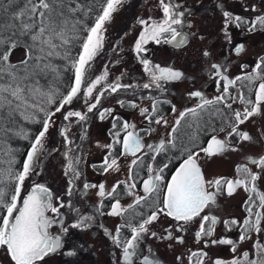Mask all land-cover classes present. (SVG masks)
Instances as JSON below:
<instances>
[{
	"label": "snow or ice",
	"instance_id": "obj_1",
	"mask_svg": "<svg viewBox=\"0 0 264 264\" xmlns=\"http://www.w3.org/2000/svg\"><path fill=\"white\" fill-rule=\"evenodd\" d=\"M121 4L122 0H103L100 11L95 14L94 21L89 25L82 17L91 15L93 7L91 5L86 6L80 3L79 0H0V132L5 135L13 132V128L7 127V125H15L17 114L23 117L24 120L37 122L36 114L38 112L45 113V118L42 121L43 128L31 143V148L27 152L22 169L18 172L13 171L11 165L14 163V158H11L7 161L9 165L7 181L0 179V248H3L6 254L10 256L13 264H41L46 256L55 253L62 247L61 235L49 231L51 226L58 221L46 213L50 210L52 213L59 215V208L53 205L52 193L48 188L43 184H34L28 195L23 197L22 206L18 207L23 182L28 177L34 159L43 147L42 140L50 125L51 117L55 114L48 112L45 105L52 104L55 95L59 91V89L53 90L51 87L45 90V87L40 84V79L46 78L50 74L59 76L60 69L53 63L55 58L68 61L74 69V83L66 90V94L61 96L59 107L55 111H61L66 104H70L74 98H77L81 92L86 69L102 45L104 24L110 20L112 14ZM159 7L162 11L160 20H154L151 17L139 20V24L143 26V29L134 44V51L138 56L148 51L145 46L150 41L157 45L161 43L175 44L177 47L186 42L185 34L175 27L183 24L182 17L185 13L177 10L179 6L175 4L174 0H159ZM224 16L226 18V36L227 24L233 21L237 27L247 23L249 31L255 30L258 26L264 27V15H259L252 21H244L240 16L233 17L229 12H225ZM19 46L24 47L25 57L19 63H12L10 61L11 52ZM77 46H79L78 54L73 57L72 49ZM243 47V45H238L236 51ZM204 55H208V53L205 52ZM140 62L153 82L177 80L183 75L182 72L171 67H161L159 64L153 65L148 59H141ZM211 68L216 71L217 75H220L221 65L213 64ZM106 76L107 73L95 78L93 81H89L86 95L91 96L96 85L105 80ZM223 79L226 80L223 92L211 100L205 99L199 91L190 94L199 97L201 103L195 108H188L180 112L171 133H169L170 139L167 141L162 139L157 145H145L136 132L129 131L130 128H135L134 124L130 125L128 122L122 124V130L126 134L123 137V153L121 154H131L135 157L129 167V180L132 182H118L113 186L112 191L107 192L109 197L116 194V190L121 183H127L129 194H133V190L137 185L133 179L132 166H138L140 163V157L136 155L137 153L147 148L158 155L170 148H176V134L186 116L198 117L199 111L218 103H224L227 108L231 109V103H226L229 98V86L242 81L247 83L241 84V89L247 87L250 94L253 92V82L259 81V83L255 87L254 99L246 97L242 90L239 91L237 96L231 97L233 101L238 99L246 106L242 111L236 110L233 114L234 118H230L231 131L228 132V137L236 135L244 141L252 139L248 132L239 130V125L245 123L252 116L259 114L261 106L264 105V57L257 61L251 72H247L242 76L238 75L234 79L228 77H223ZM217 83L219 87V81ZM149 86V84L143 85L144 88ZM157 86L159 87V84ZM121 87L124 86L114 82L109 84L107 89L116 92ZM99 101L100 96H97L96 101L88 105V111L91 112ZM173 110L175 111V109ZM147 111V109H143L142 114ZM219 114L217 112L213 115ZM70 117H78L80 120L86 119V116L79 111H68L63 119L68 120ZM155 122L157 124L161 122L168 123L162 117ZM113 128H116L115 122ZM213 131L215 132V129ZM220 131H223V128ZM16 134H23L25 139L28 138L26 133L18 132ZM110 134L113 135L116 143H120L119 131ZM190 139L194 140L195 137ZM226 145V139H220L216 135H212L207 142V146L201 147L199 152L209 156L219 154L225 151ZM105 147L110 150L113 145L109 144ZM199 152L193 151L188 146L181 148L182 162L167 182L163 190V198L159 200L160 206L152 211L147 218L141 217L142 222L138 225L133 226L132 223L127 225L131 228L129 239L121 241L120 227H117L116 235L112 239L118 246H122L123 258L127 264H131L132 258L137 254L139 240L142 234L147 232L146 226L157 220L158 215L165 214L177 222H190L195 217L200 216L201 212L215 201L216 193L222 190L232 194L237 187L244 186L246 191L254 194L250 195L249 200L245 202L249 215L240 225L242 231L239 240L248 239L250 232L261 230L260 223L261 219L264 218V193L257 192L255 183L259 178V173L252 172L244 164L238 165L236 169L238 173L244 174L243 179L233 180L218 177L207 180L198 163ZM156 155L152 156L153 160H155ZM249 159L258 168L264 169V155L255 159L250 157ZM102 166L105 172L109 169L118 170L119 168L117 160L111 156V153L105 156ZM167 167L168 164H164L163 167L154 169L151 164L147 165L148 175L142 181L144 195H137L134 205L138 206L141 202L147 203L153 195L159 199L162 191L160 185L164 180L163 173ZM67 168L74 175L78 174L72 161L68 162ZM2 175L3 173L0 172V176ZM12 181L14 183H12L9 191V182ZM69 183L71 185L72 181L70 180ZM84 187H98V194L102 197L106 195L103 183L99 186L85 184ZM257 204L260 210L254 211L253 205ZM134 205H129L128 208L131 209ZM63 206V204L60 205V207ZM126 211L120 205V201L116 199L111 205L109 214L122 215ZM90 219V216L82 217L72 227H86V221ZM209 219L208 216L202 217L203 221ZM211 223H216L215 217H211ZM225 223L227 226L229 223L235 225L239 222L232 220ZM62 231L66 233L68 229L62 227ZM212 231L211 228L205 230V225L202 223L196 236L211 235ZM152 235L155 236L156 234L152 233ZM178 239L182 242V238ZM213 243L232 245V250L235 251L236 242L231 239H222L213 241ZM254 249L255 258L250 259L249 253L244 252L242 258H233L230 261L217 259L214 264H264V244L257 241L254 244ZM205 256L206 253L202 251L193 252L189 260L192 264H204ZM143 264H158V261L150 260L149 256L145 255L143 256Z\"/></svg>",
	"mask_w": 264,
	"mask_h": 264
},
{
	"label": "rangeland",
	"instance_id": "obj_2",
	"mask_svg": "<svg viewBox=\"0 0 264 264\" xmlns=\"http://www.w3.org/2000/svg\"><path fill=\"white\" fill-rule=\"evenodd\" d=\"M233 1L235 0H174L179 6L177 10L185 13L182 17L183 24L175 27L185 34L186 42L177 47L175 44L157 45L150 41L145 46L148 51L139 56L134 51L135 41L143 29L139 20L149 17L160 20L162 11L159 7V0H122V4L112 14L110 20L105 22L102 29V45L86 69L78 97L74 98L70 104H66L59 112H56L54 107L49 110L55 114L52 115L50 125L42 140L43 147L34 159L33 167L23 182L18 200V207H20L23 197L34 184H44L53 192L55 204L65 202L63 212L66 220L62 221L61 227L65 228L69 222L75 221L76 223L86 216L91 217L86 222L92 223L94 227L89 225L85 228H82L83 226L71 227L72 229L66 233L61 232L60 228L58 230L56 225L51 227L49 229L51 233L61 235L62 247L46 256L41 264H111L108 256L111 257L109 250L113 248L109 246L118 225L119 216L107 213L101 218L97 208L101 198L98 194V187H84L85 184L99 186L103 183L105 191L109 192L116 182L125 176L128 164L135 158L123 156L120 161H117L118 170L109 169L100 176L94 168L95 162L102 161L109 150L105 146L115 141L110 133L119 131L120 135L125 134L122 124L128 122L130 125H135L134 129L143 134L147 143L154 145L159 142V138L169 139V133L180 112L196 107L200 103L191 99L187 92L193 87L206 89V85H210L209 87L215 85L212 81L215 80L212 76L215 70L211 68V65L223 64L222 68L228 74V78L234 79L244 74L245 69L252 71L257 61L264 57V28L249 31V25L242 24L237 27L233 21L227 24L226 36L224 16L225 12H229L233 17L239 14L244 21L255 20L259 14L264 15V0ZM239 39L245 40L246 49L240 55H233L230 47ZM205 52L208 55H204ZM24 57L25 49L17 47L11 52L10 61H19ZM141 59H148L153 65H171L183 75L177 80L165 83L160 89H156L158 93L154 95L151 92L152 88L143 87L150 80V75L145 72L140 62ZM105 73H107L105 80L96 85L91 96L86 95L88 82ZM114 82L124 87L111 92L107 86ZM154 83L150 81L152 86ZM255 83L258 84L259 81H254L253 84ZM207 90L209 93L206 99L211 100L220 95L219 89L208 88ZM156 95L170 98L174 103L175 111L161 116L168 121L167 124L163 122L157 124L155 122L157 119L153 122L150 120L149 109ZM97 96H100V101L89 112L88 105L94 103ZM229 100H232L231 97ZM231 105L233 108H227L230 114L233 115L236 110L242 111L239 101L235 100ZM143 109L148 111L142 114ZM68 111H79L86 116V119L70 117L64 120L63 117ZM114 122L116 123L115 129L113 128ZM202 128L200 126V129ZM222 128L221 132L224 135L231 131L230 126L225 128L222 124ZM213 129L215 132L219 131L213 125L206 126L204 131L214 134ZM239 130L247 131L252 139L245 142L238 137L239 144L235 147V151H227L225 155L215 156L218 158L215 160L219 162L211 163L210 169L218 176L224 171L229 174L236 171V165L230 162L231 158L240 161L247 160L252 169L257 168L248 158V154L250 153L249 157L255 159L264 153V105L261 106L259 114L239 125ZM143 153L144 151L137 156ZM69 161H72L78 174L74 175L73 172L68 171ZM258 182L260 183V180ZM262 190L264 193L263 187ZM231 198L235 202L240 200L239 196ZM235 207L238 211L237 205ZM49 216H52L51 211ZM100 220L107 226L105 231L96 226ZM167 220L169 217L165 215L146 226L147 232L142 234L138 243L135 257L138 261L135 264H143L140 257L145 255L149 256L150 260L158 261V264H177L179 254L187 260L189 253L196 248L195 241H189L186 244L170 243V240L168 241L164 236ZM261 223L264 226V219ZM152 233L156 235L152 236ZM170 244H173V248ZM68 249L72 250L71 254L67 252ZM215 254L218 252L213 253ZM0 260H7V264H13L3 248H0ZM0 264L4 263L0 262Z\"/></svg>",
	"mask_w": 264,
	"mask_h": 264
},
{
	"label": "flooded vegetation",
	"instance_id": "obj_3",
	"mask_svg": "<svg viewBox=\"0 0 264 264\" xmlns=\"http://www.w3.org/2000/svg\"><path fill=\"white\" fill-rule=\"evenodd\" d=\"M238 1L239 0H235L233 2H238ZM259 15H262V14H259ZM237 16H240V15L238 14ZM244 24L248 25L247 23H244ZM260 28L263 29L264 27H259V26L257 27V29H259V30H260ZM238 45H243L244 47L242 49H240L239 51H236ZM230 49H231V53H233V55H240L246 49L245 40L244 39L237 40L235 42V44L231 45ZM214 64H219V63H214ZM219 65L223 66V64H219ZM161 67H172L174 70H176L171 65L164 64L163 66L161 65ZM225 69H227L226 66H225ZM245 71H246L245 73L251 72V70L249 71L246 69H245ZM242 75H240V76H242ZM212 76L215 79V80H212L215 82V85H213L211 87H209L210 85H206V89L201 88V87H193L191 90H189L187 92V95L191 99L197 100L201 103V99L199 97H194V96H191L190 94L194 91H199L203 94L204 98L206 99L208 96V93H209V90H207L208 88H211V90H213V88L219 89V92L221 94L223 92L224 84L226 83V80L223 79V77H228V74L225 73L224 68H222L220 75H217L216 71H213ZM150 81H152L151 76H150V80L147 81V84L150 85L148 88H152L151 92L154 95L158 93V91L156 89H160L162 85L170 82V81H157L152 86L150 84ZM218 81H219V87H218V83H217ZM246 83L247 82L242 81V82H238L236 85H230L229 86V97L237 96L239 91L242 90L246 97L254 99L255 87H257L258 84H256V83L253 84V92H252V94H250L247 87H244L241 89V84H246ZM157 84H159V87L157 86ZM237 101H239V100L237 99ZM161 102L164 103L165 105H168V103H170L171 109H172L171 111H173L174 103L171 101L170 98H166V97L161 96V95H156L155 99L153 100L152 107L149 109V113H150L149 117H150V120L152 122L155 121L156 119L160 118L161 116H163V115L165 116L171 112V111L170 112L160 111L159 108L161 106L160 105ZM226 103L232 104L233 101L229 100V98H228V101H226ZM239 104L241 105L242 110L246 106L244 104H241L240 101H239ZM223 105L225 106L224 103H218V104L210 105V106L206 107L203 111L198 110L199 111L198 117H193L191 115L186 116L185 120L182 121V125L179 126V129H183L186 131L188 130L189 132L176 134L177 147L176 148H170L167 151L161 152L164 159L160 165L155 164L157 157L160 155V153L158 155H156L155 153H153L151 150H149L147 148L142 149L141 152L144 151V153L141 156H138V157H140L139 165L138 166H132L133 167V173H134L133 179L137 185L136 188L133 190V194H129L128 189H127V183H121L119 185V187L117 188L116 194L114 196L109 197L107 195L106 191H105L106 195L103 197L101 196V198L97 204L98 214L100 215L101 218L104 215H106L107 213H110L111 205H112V203L115 202L116 199H118L120 201V205L121 206L124 205L123 208L127 210L122 215H118L119 216V222H118L117 227H120V239H121V241L130 238L131 228H129L127 226L129 223H132L133 226L138 225V223L142 222L141 217L147 218V216L150 215L152 211H154L158 206H160L159 200H162V198H163V190L165 189L167 182L171 179V176L175 172V169L182 162L181 148L183 146H188L193 151L199 152L201 147L207 146V142L211 138L212 135H216L220 139H226L227 145H226L225 151H223L222 153L209 156V155L204 154L203 152H199L198 163L200 165L201 171L207 180H212V179H215L218 177H224V178L233 179V180L237 179V178H241V179L244 178V174L238 173L237 170L234 173H230V174L225 173V171H224L222 175L218 176V174L216 172L214 173L210 169L211 163L216 161L215 164H217L219 162V160L218 161L215 160L217 158L215 156L225 155L227 151L230 152V151L236 150L235 147H237L238 146L237 144H239V138H238L239 136L233 135L232 137H228V132L226 135H224L221 131H216L214 134H209V133L200 134V133H197L194 131V128H195L194 125H200L201 126V124H208L207 120H202V119H208L209 120V118H210L213 120V118H214L217 122L219 121L217 124H223L225 126L227 124H230L231 123L230 118H234V117L232 114H230L229 112H226L224 110V108H227V107H224ZM193 108H195V107H193ZM231 108H233V106ZM209 112H210V114H209ZM217 112H219L220 114L219 115H213L214 113H217ZM225 112L227 113L226 115H225ZM221 115H223V117ZM120 119L122 121L121 117H120ZM228 127H226V128H228ZM129 131L136 132V134L141 137L142 143H144L145 145L151 144L150 142L147 143V139L139 131H136L135 129H132V128L129 129ZM125 134L120 135V137H119L120 143H116L115 141H112L113 147H112V149L108 150V152L104 155V157L102 158V161L100 160L98 162H95L96 165L94 168L100 174V176H102L105 173L102 165L104 163L105 156L109 155V153H111V156L113 158H115L117 161H120L123 156H125V157L126 156H132L131 154H124V155L121 154V153H123L122 141H123V137ZM192 137H195V139H194L195 141L190 139ZM158 140L160 141V140H162V138H159ZM163 140L167 141L168 139H163ZM249 141L250 140L245 141V142H249ZM158 143L159 142H157L154 145H157ZM139 153H137L136 155H138ZM153 155H156L155 160L152 159ZM173 155H176L177 157H174ZM262 155H264V153ZM249 156H250V153L248 154V158H250ZM171 157H173L172 160H174V163L175 162H177V163L170 164L171 163V159H170ZM212 157H213V159H212ZM131 161L128 164L127 173L125 174L124 177L119 179L116 182V184L118 182H124V181H126L128 183L132 182L129 180V167L131 166ZM230 162L232 164H235L236 168L238 165L246 164L250 170L252 169L251 165L248 163L247 160L240 161V160H236V158H231ZM149 164H151L154 169H159V168L163 167L164 164H168V167L164 170V173H163L164 180H163V182H161V185H160L162 191L159 195V199H157V197L155 195H153L152 197L149 198L147 203L141 202V204L137 206V205H134L135 197L137 195H139L138 193H140V195H144L143 189H142V181H143V179L147 178V175H148L147 165H149ZM251 171L254 173H260V172L262 173L261 175L259 174V178H258V180H260V183L258 182V180L255 183H256V187H257V192L263 193L262 187L264 188V186H262V184L264 185V181L262 182V177L264 174V172H263L264 169H260L257 167L255 169H252ZM110 191H112V189ZM250 195H254V194L249 192V191H246L244 186L237 187L232 194H228V192L226 190H222V191L216 193L215 201L210 203L201 212L200 216L195 217L192 221L187 222V223L177 222L173 218L169 217V220H167L168 224L166 226L164 236L168 241L170 240V243L174 242L177 244H186L189 241H191V242L195 241L196 242V248L193 249L189 253V255L187 256V260H185L184 257L180 254L177 256V264H192V262L189 260L191 253L201 252V251L206 253V256L204 257V264H214L215 260H217V259H222L224 261H230L233 258H242V255L244 252L249 253L250 259L255 258V256H254V253H255L254 244L257 241H259L261 244H264V226L262 225V223H260V229L261 230L259 232L252 231L248 234V237H249L248 239H245L243 241L239 240V237H240L241 231H242L240 225L243 223L245 218H247L249 215L248 211H247V205L245 202L249 200ZM232 196H239L240 200L235 202L234 199L231 198ZM69 200H70V198L66 202L68 203ZM257 201H258V197H257ZM64 203L55 204V200L53 197V205L57 206L59 208V215L51 212V214H52L51 217H53L54 219H56L58 221L57 223H54L51 227L56 225L57 229L59 230V228H60L61 232H63L62 227H61L62 221H65L66 217H65V214L63 212V207H60V205L64 204ZM129 205H134V206H133V208L129 209L128 208ZM235 205H237L238 211L236 210ZM253 208H254V211L260 210L258 208V204L253 205ZM163 216H165V214H160V215H158L157 219H159L160 217H163ZM203 216H208L210 219L208 221H203L202 220ZM211 217L216 218L215 224L211 223ZM263 219L264 218H262L261 220H263ZM232 220H236L239 223L235 224V225L229 223L226 226L225 222H230ZM74 223H75V221L69 222L68 226L65 228H67L69 231L70 229H72L71 227ZM86 223H87V226L89 225L91 227H94L92 223H89V222H86ZM202 223L205 225V230H207L208 228L213 229L211 235H203L202 234L200 237L196 236V233L198 231H200V227H201ZM104 224L105 223L102 220H100L99 223L96 224V226L100 230L103 229L105 231L107 229V226ZM181 225H182V228H181ZM117 227H116V229H117ZM63 228H64V226H63ZM82 228H85V227L83 226ZM116 229H115L114 235H116ZM169 232L171 233L170 236H169ZM109 234H111V233L109 232ZM178 238H182V242ZM222 239H231V240L235 241L236 242L235 251L232 250V248H233L232 245H227V244H222V243H215V244L213 243V241H220ZM109 247L113 248V250H111V249L109 250V254L110 253L112 254L111 257L108 256V258L110 259L109 262L111 264H127V262L123 258L122 246H118L116 243H114L113 239H111V244ZM170 247L173 248V244H170ZM215 250L218 252V254L213 255V253L216 252ZM219 251L221 253H219ZM67 252L72 253V250L68 249ZM135 257H136V255L132 258L131 264H135V262L138 261ZM140 261H143V257H140ZM0 262L4 263V264L8 263L7 260H0Z\"/></svg>",
	"mask_w": 264,
	"mask_h": 264
},
{
	"label": "trees",
	"instance_id": "obj_4",
	"mask_svg": "<svg viewBox=\"0 0 264 264\" xmlns=\"http://www.w3.org/2000/svg\"><path fill=\"white\" fill-rule=\"evenodd\" d=\"M80 3L88 6L91 5L93 7V13L89 15L88 17H82L85 22L89 25L92 24V22L95 19V14L100 11L101 5L103 3V0H79ZM22 6V3H21ZM23 47V46H19ZM24 48V47H23ZM79 46L72 49V56L75 57L78 54ZM23 60V59H22ZM19 61H15L12 63H19ZM53 63L58 66L60 69L59 76H55L53 74L48 75L46 78L40 79V84L45 87V90H47L48 87H51L53 90L59 89L58 93L54 97V102L52 104L45 105V108L48 112L49 110H52L54 107V110L56 107L59 106V101L62 95L66 94V90L70 87V85L73 84V76H74V69L72 68L71 64L61 58H55L53 60ZM160 111L164 112H170L171 104L168 103V105H165L161 102L160 104ZM53 110V111H54ZM226 112H228L227 108H224ZM45 118V113L38 112L36 114V121L33 122L30 120H24L23 117L17 116L15 117V125H7V127L13 128V132L8 133L5 135L3 132H0V172L3 173L2 176H0V179L7 181V169L9 168V165L7 161L11 158H14V163H12L11 168L13 171H19L22 169V165L24 160L26 159L27 152L31 148V143L34 141L35 136L42 130L43 125L42 121ZM202 119V118H201ZM207 120L208 124H201L203 127L200 129V127H197V125H194V131L200 134L208 133V131H204L206 126L213 125L214 128L220 129L222 128V124H217L218 122L213 118L209 120L208 119H202ZM184 124V123H183ZM182 125V123H181ZM230 124H227L225 126L228 127ZM22 132L26 133L28 138L25 139L23 134L17 135L16 133ZM189 132L188 130L179 129L177 134ZM195 141V140H194ZM174 157H177L176 155H173ZM173 157H171V163L175 164L174 160H172ZM164 157L162 156V153L157 157V160L155 162L156 165H160L163 162ZM14 183V181L9 182V188L10 191L11 185Z\"/></svg>",
	"mask_w": 264,
	"mask_h": 264
},
{
	"label": "water",
	"instance_id": "obj_5",
	"mask_svg": "<svg viewBox=\"0 0 264 264\" xmlns=\"http://www.w3.org/2000/svg\"><path fill=\"white\" fill-rule=\"evenodd\" d=\"M172 68V67H171ZM41 184V183H40ZM44 185V184H43ZM46 188H48L49 190H50V192L52 193V197H53V192L51 191V189L48 187V186H46V185H44ZM31 191V189L28 191V193ZM28 193H27V195H28ZM26 195V196H27ZM52 203H53V199H52ZM21 206H22V204H21ZM49 213H50V210L46 213L47 215H49Z\"/></svg>",
	"mask_w": 264,
	"mask_h": 264
}]
</instances>
